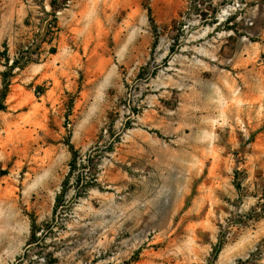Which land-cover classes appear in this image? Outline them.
Returning a JSON list of instances; mask_svg holds the SVG:
<instances>
[{"label": "rangeland", "instance_id": "1", "mask_svg": "<svg viewBox=\"0 0 264 264\" xmlns=\"http://www.w3.org/2000/svg\"><path fill=\"white\" fill-rule=\"evenodd\" d=\"M3 51L0 264H264V0H0Z\"/></svg>", "mask_w": 264, "mask_h": 264}, {"label": "trees", "instance_id": "2", "mask_svg": "<svg viewBox=\"0 0 264 264\" xmlns=\"http://www.w3.org/2000/svg\"><path fill=\"white\" fill-rule=\"evenodd\" d=\"M0 58L5 60L7 70L1 73L2 85L0 87V113L5 112L8 109L7 98L10 93V88L12 86V79L14 78V70L18 68L19 70L24 69L26 64H22L21 60L17 57L10 60L6 55V51L0 52ZM73 148V147H72Z\"/></svg>", "mask_w": 264, "mask_h": 264}]
</instances>
